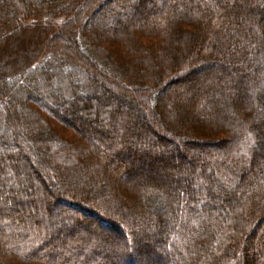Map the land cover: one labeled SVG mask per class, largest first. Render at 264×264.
Listing matches in <instances>:
<instances>
[{
  "label": "trees",
  "instance_id": "trees-1",
  "mask_svg": "<svg viewBox=\"0 0 264 264\" xmlns=\"http://www.w3.org/2000/svg\"><path fill=\"white\" fill-rule=\"evenodd\" d=\"M91 1L0 0V264H134L149 231L156 264H264V0H112L90 31ZM174 158V195L136 169ZM90 207L135 249L69 243L121 237Z\"/></svg>",
  "mask_w": 264,
  "mask_h": 264
},
{
  "label": "rangeland",
  "instance_id": "rangeland-1",
  "mask_svg": "<svg viewBox=\"0 0 264 264\" xmlns=\"http://www.w3.org/2000/svg\"><path fill=\"white\" fill-rule=\"evenodd\" d=\"M111 2H112V0H92L91 1L92 4L93 3L96 4V8H94L93 12L91 13V20L88 22V24L90 23V28L88 27L87 30L91 31L92 28L94 27V25L96 24V22H97L96 17H97V14L99 13V9H101L107 3L111 4ZM79 11H81V10H79ZM78 12L76 13L75 22H71L73 25L78 22L77 21ZM56 24H54V25H53V23L49 24V27L45 26L44 30L42 28H40L39 26H34V27L29 29L28 33L29 34H35L36 33V34H38L40 36L48 35L47 38H50L60 28V25L56 26ZM6 53H10L9 50ZM6 53L4 52L2 56H4V54H6ZM172 84L174 86H176V85L178 86L179 83L176 82V78H173ZM167 96L170 97L169 95H167ZM6 108H7V106H6ZM196 135H198V134H196ZM171 137H174V136H171ZM167 146L171 147V144H167ZM163 160L164 159L159 158L158 161L160 163L161 161L163 162ZM177 162H178V160H176V158H174L171 161V164L169 166L167 165V166L164 167V166L161 165L162 163L161 164H155L154 165L155 168L153 170H150V171L146 170L145 167H143L142 165H139V164L138 165L135 164V165H136V169L138 170V172H140V175L143 178H151L152 180H154V182L155 181L160 182L161 186H163V188H165L166 191H168V193L174 195V194L180 192V190L182 188L181 187L182 182L185 183V184H188L190 182L191 177H192V173L189 170V167L187 168L184 165V163L181 162V167L177 169L176 168V163ZM113 176L114 175H112V182L115 183V185L120 183L121 185L123 184V186H124L127 183H131V180L128 177H126V176H122L121 175L119 179L118 178L115 179L114 178L115 176L114 177ZM135 180L137 182L139 181L137 179H135ZM146 187H148V186H146ZM157 187H160V186H157ZM104 194H105V196H103ZM94 195H95L94 196L95 199L98 198L99 195H100V197L103 196V198H106L109 195L112 196V192L111 191L108 192L105 189H96L95 192H94ZM109 201L110 202H114L113 200H109ZM90 208H92V207H90ZM92 209L94 211H97V212L103 214L104 217L108 221H110L113 226L118 227V230L120 232H122L121 233V237L118 236L117 233L111 232L109 229H107L105 232L102 231V233H101L99 231L100 230L99 226L97 225L96 221L93 218H90L89 216H84L83 217L80 214V217L82 216V218H84V219H86L88 221H90L92 219L93 221L91 220L92 223L90 224V226L83 223L82 224V230H77L73 235H71V237L69 238V241H70L69 243H76L77 241H79V239L87 238V239H89L90 243L95 248L100 250L101 252H107L108 250H112V249H113V251H115V249L118 248L117 252L119 254H124L125 250H123L122 244H123V242L126 243V240L129 239L128 244H126L127 245V251H128V248H129V250H132V251L135 249V247H134V244H135L134 243V241H135L134 233L130 232V230L124 224H122L119 220H117L116 218H113L107 212L102 211L103 208L102 209H100V208L98 209L96 207H93ZM50 210H51V213H52L51 215L52 216H54L55 214L57 215L58 213H62L63 214V213H66V211L67 212L69 211L68 207L66 205H61L60 208L59 207L55 208L53 206ZM79 213H78V211L72 212V214H74L75 216H76V214H79ZM50 222H52V221L50 220ZM52 229H53V227L51 229L47 228L46 232L50 233L52 236L56 235V233H59L58 236L60 238H63L62 234L63 235L66 234L65 232H63L62 229H59V230L58 229H55V230L53 229L52 230ZM87 231H89L88 233H90L91 235H88ZM149 233H150V235L147 236L148 240H146V243H147L146 249L147 250H145V252L143 253L141 250L136 249L137 250V251H135L136 254L134 253L136 259L132 258V260H133L132 262H134V264H156V263H162L164 260H167L168 258H170V255H169L168 252H166V251L164 252V251H162L160 249L158 250L157 248L155 250L153 248L154 245H155L154 242L157 241L160 237L155 232L149 231ZM138 237H142V235L138 233ZM102 238H103V240H102ZM112 238H114V240ZM151 238H152V240L154 242H152L150 240ZM109 240L110 241L112 240V244L113 245L112 244L110 245ZM158 241H160V239ZM60 248H63V247L60 246L59 249ZM128 263H126V264H128Z\"/></svg>",
  "mask_w": 264,
  "mask_h": 264
},
{
  "label": "bare ground",
  "instance_id": "bare-ground-1",
  "mask_svg": "<svg viewBox=\"0 0 264 264\" xmlns=\"http://www.w3.org/2000/svg\"><path fill=\"white\" fill-rule=\"evenodd\" d=\"M87 223H90V221L87 220Z\"/></svg>",
  "mask_w": 264,
  "mask_h": 264
}]
</instances>
